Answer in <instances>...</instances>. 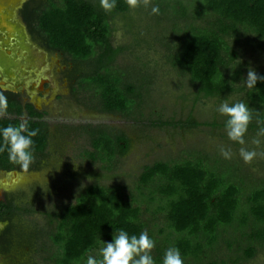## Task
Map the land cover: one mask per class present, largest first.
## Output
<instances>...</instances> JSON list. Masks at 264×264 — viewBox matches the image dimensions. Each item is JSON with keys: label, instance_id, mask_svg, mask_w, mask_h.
<instances>
[{"label": "trees", "instance_id": "trees-1", "mask_svg": "<svg viewBox=\"0 0 264 264\" xmlns=\"http://www.w3.org/2000/svg\"><path fill=\"white\" fill-rule=\"evenodd\" d=\"M153 3L159 6V14L170 12V18L185 22L169 62L196 85V99L245 92L252 114L264 121V81H258L252 89L234 85L241 79V72L229 73L237 53L225 41V37L240 32L264 40V0ZM128 10L127 0H117L111 12H105L99 0H48L29 19L51 48L92 62L93 72L85 80L87 87L95 90L102 110L125 116L142 106L148 82L145 78L123 79L111 68L123 51L111 43V21ZM257 75H264V71ZM9 123L0 121V126ZM193 123L187 121L189 125ZM29 128L39 129L33 138L34 150L42 152L47 142L43 125L39 123L36 128L29 122ZM96 133L93 158L110 162L116 155L126 153L128 140L123 134L112 136L101 130ZM137 189L138 195L133 197L121 187L93 184L83 189L74 203L61 208L49 233L55 247L53 264H76L85 254L99 257L102 245L98 237L111 241L117 228L129 235L146 230L155 241L151 255L156 264H161L164 251L171 246L179 248L184 264H222L210 258V251L216 248L221 233L228 231L235 236L233 240L244 239L247 243L242 259L252 258L257 246H264V184L245 190L205 157L146 165ZM16 210L14 205L0 202V214L11 215ZM149 220L160 223L150 226Z\"/></svg>", "mask_w": 264, "mask_h": 264}, {"label": "rangeland", "instance_id": "rangeland-1", "mask_svg": "<svg viewBox=\"0 0 264 264\" xmlns=\"http://www.w3.org/2000/svg\"><path fill=\"white\" fill-rule=\"evenodd\" d=\"M22 1L13 10V20L20 21L27 35L48 51L52 60L50 70L59 91L53 86L54 95L45 100L49 132L45 149L34 156L27 173L15 171L19 179L1 187L17 210L0 220V223L6 222L0 230V264H53L55 247L49 233L54 226L52 220L61 208L74 203L79 193L93 184L121 187L125 194L137 197L143 167L157 161L174 162L202 156L228 179L240 182L245 190L264 184V157L257 155L251 163H245L239 156L241 145L230 141L224 132L226 117L215 111L224 99L247 103L245 92L196 99V85L169 62L171 50L182 38L183 20L170 18V12L151 14L153 0L147 8L140 4L114 17L111 43L121 46L123 51L111 68L123 79L145 78L148 82L144 102L131 116L103 115L99 113L100 101L95 90L80 79L93 72L92 62L85 60L84 64L69 54L62 55L48 48L29 21L48 0ZM175 24L179 31L175 30ZM225 41L241 61L234 70H229V73L241 72L235 86L243 85L242 80L250 69L256 74L264 71L263 39L240 32L225 37ZM16 60L24 62L21 56ZM41 70L25 68L24 71L35 80ZM23 89L28 92L25 84ZM249 107L252 112L253 107ZM189 119L194 123L187 124ZM250 124L244 147L264 151V137L257 136L264 128V121L252 114ZM100 130L110 135L123 134L128 140L126 153L116 155L110 162L93 158V136ZM257 138L262 141L259 146L252 143ZM221 147L231 151L230 159L221 155ZM157 223L160 221L149 220L150 226ZM234 237L230 231L221 233L210 258L223 261L222 264H264V246H257L252 258L242 259L247 243L244 239L237 242Z\"/></svg>", "mask_w": 264, "mask_h": 264}, {"label": "clouds", "instance_id": "clouds-1", "mask_svg": "<svg viewBox=\"0 0 264 264\" xmlns=\"http://www.w3.org/2000/svg\"><path fill=\"white\" fill-rule=\"evenodd\" d=\"M117 0H99L100 7L105 12H111L116 7ZM128 7L135 9L140 4L145 8L152 5V0H127ZM158 5L151 6V14H159ZM236 63L230 66L235 69L241 62L236 59ZM258 81H264V75L258 76L255 71L249 70L246 78H243V86L252 89L255 88ZM9 109L7 96L0 92V118L6 116ZM220 116L226 117L224 120V132L227 138L241 147L239 156L245 163L257 157H264V151L257 152L244 147L245 134L248 131V125L252 119V112L249 105L243 100L229 102L222 100L215 109ZM39 133V129H30L28 120H21L18 124H7L0 126V155L6 153L7 162L18 166L22 173H27L34 162V140ZM258 137H264V128H261ZM252 143L259 146L262 141L253 139ZM220 153L225 159L231 158V151L223 147ZM11 173H9L10 175ZM19 179V176L18 178ZM6 226V222L0 223V230ZM99 257L91 254H85L79 258L76 264H156L151 250L155 247V241L149 236L148 232L141 231L138 235L129 233L117 228L115 234L112 233L111 241H102L98 237ZM161 264H184L178 247H168L163 254Z\"/></svg>", "mask_w": 264, "mask_h": 264}, {"label": "flooded vegetation", "instance_id": "flooded-vegetation-1", "mask_svg": "<svg viewBox=\"0 0 264 264\" xmlns=\"http://www.w3.org/2000/svg\"><path fill=\"white\" fill-rule=\"evenodd\" d=\"M21 4H19L18 7ZM17 23L18 25H21L20 21H18ZM22 30H23V36H24L23 37V45H24L23 48L25 49V51L28 52L29 57H31L30 60L32 61L34 65V66L32 65L33 68L31 67L30 70L34 69L36 66L38 67V69H42L41 70L42 72L40 76L37 79H35L36 81L30 79V76L27 75V81L20 80L19 78H16L15 80H13V78L12 79L10 78L9 80L7 79L5 80V81H10L9 84L8 83L2 84V82H0V92H3V94L7 96L8 101H9L8 112L6 116L0 118V121H5V122L8 121V122H11L12 124H18L21 120H28V122H32L36 128L38 124L41 123L43 125L46 138L48 141L49 132H48V129L46 128V125L48 122H47V119L45 118L48 112L45 111V105L47 104L45 100H47L48 96L54 95L53 86L57 92L59 91V88L57 89L55 85L56 83L53 77V72L52 70H50L52 69L51 68L52 60L48 56V51L44 47L42 48L38 44H36L32 40V38H30L29 35H27L28 33L24 31L23 27H22ZM45 44L48 46V48H51L47 44L46 40H45ZM52 49L56 50L54 48ZM57 51H59L62 55L67 54L60 50H57ZM36 53L37 54L39 53L38 54L39 56ZM22 55L23 54L18 53L17 57L19 56L22 57ZM82 63L86 64V61L82 60ZM42 73H44L45 75ZM80 79H81V83L86 84L85 80L87 79V76L82 77V78L80 77ZM34 82H37V83L35 86H32ZM24 84L28 88L29 93L27 91H23ZM97 98L100 101L99 97ZM100 106H101V102H100ZM99 113L103 115H114V116H117L118 114L120 115V113L105 111L102 109H100ZM46 145H47V142H46ZM39 153L41 152H37L36 150H34V156L38 155ZM17 170H19L18 166L8 163L6 156L4 154L0 155V202H3L4 204L13 205L11 203V200L5 197L3 193L4 187L2 189L1 187L2 185L12 184L15 181V179H17L16 172H15ZM9 173L11 174L9 175ZM0 215H3V214H0ZM6 216H10V215H3L2 217L0 216V220H2Z\"/></svg>", "mask_w": 264, "mask_h": 264}, {"label": "bare ground", "instance_id": "bare-ground-1", "mask_svg": "<svg viewBox=\"0 0 264 264\" xmlns=\"http://www.w3.org/2000/svg\"><path fill=\"white\" fill-rule=\"evenodd\" d=\"M21 2L22 0H0V82H2V84H9L10 81L5 80H9L10 78H13V80L19 78L20 80L27 81V75L25 74L27 70H24L25 68L30 69L34 66L30 60L31 57H29L28 52L23 48L24 36L22 27L24 25L21 24V27L18 25V23H16V21L13 20V12L18 7L17 5L21 4ZM18 53L23 54L21 58L24 60V62L16 60L18 59ZM34 69L37 71L38 67L35 66ZM20 75L22 76L18 77ZM36 83L37 82H34L32 86H35Z\"/></svg>", "mask_w": 264, "mask_h": 264}]
</instances>
